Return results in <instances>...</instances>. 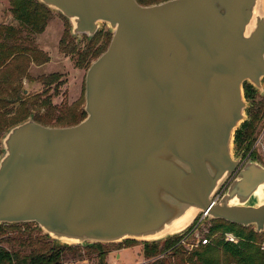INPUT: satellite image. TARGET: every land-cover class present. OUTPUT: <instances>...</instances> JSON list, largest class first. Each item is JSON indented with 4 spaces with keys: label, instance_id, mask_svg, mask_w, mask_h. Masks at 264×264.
I'll return each instance as SVG.
<instances>
[{
    "label": "water",
    "instance_id": "95a60500",
    "mask_svg": "<svg viewBox=\"0 0 264 264\" xmlns=\"http://www.w3.org/2000/svg\"><path fill=\"white\" fill-rule=\"evenodd\" d=\"M38 1L73 37L104 23L112 39L87 71L82 122L29 118L1 138L0 226L80 247L158 243L201 213L264 233V166L233 152L245 84L264 91V0Z\"/></svg>",
    "mask_w": 264,
    "mask_h": 264
},
{
    "label": "rangeland",
    "instance_id": "374dc122",
    "mask_svg": "<svg viewBox=\"0 0 264 264\" xmlns=\"http://www.w3.org/2000/svg\"><path fill=\"white\" fill-rule=\"evenodd\" d=\"M11 9V0H0V128L3 125L7 126L1 132L0 138L11 127L29 118L51 128L71 127L82 122L83 112L85 111L88 68L78 67L75 58L62 50L64 46L61 41L67 42L69 36H72L70 22L60 13L48 9L49 23L45 31L37 35L17 21L12 15ZM98 33L103 35L111 33L109 25L102 23ZM83 40L85 41L82 37L75 40L81 49L84 48L85 44ZM64 44L67 45L68 43ZM25 80L28 83H25ZM13 90L17 92L16 97L20 96L21 99H25L24 106L15 97H12ZM257 93L256 98L258 101L264 98V91L262 94L258 91ZM11 99L16 100L10 103ZM248 101L250 107L251 100ZM24 113H26L25 116ZM247 119H249L248 114ZM0 148L2 151V145ZM233 152L236 159L243 158V154L238 153L235 141ZM244 160L246 162L250 160L257 161L264 166V122L257 133V139L253 147L244 157ZM224 188L225 186L214 197L220 196L217 203L227 192L228 188ZM210 221V219L206 221L205 228L202 230L203 234L212 226ZM22 225L10 227L5 224L0 226V245L8 248L5 241L20 235V231L26 235L32 233L34 238L40 235L48 236L43 231H39V227L34 223ZM49 239L55 244L61 245L50 237ZM261 239L262 241L256 244L260 249L264 242V234ZM126 241H134L135 243L128 244ZM126 241L122 242L123 244H99L104 245L103 251L110 252L107 259L110 254L120 248L129 246H140L144 255L145 245L152 244L135 240ZM218 242L219 240H215V245ZM94 244L98 243H89L88 247H92ZM78 250V253H67L64 258L66 263L64 264L75 262L99 264V258L96 254L89 255L82 248ZM110 263L114 264L113 257L110 258ZM119 264H122V262H119Z\"/></svg>",
    "mask_w": 264,
    "mask_h": 264
},
{
    "label": "trees",
    "instance_id": "16d2710c",
    "mask_svg": "<svg viewBox=\"0 0 264 264\" xmlns=\"http://www.w3.org/2000/svg\"><path fill=\"white\" fill-rule=\"evenodd\" d=\"M165 1L168 0H137L142 6H151ZM11 3V11L16 20L29 29L30 32L39 35L45 31L50 20L47 7L39 3L38 0H11ZM84 39V48L81 49L76 44L75 38L69 36V41H61L64 46L62 50L75 58L78 67L89 69L90 65L107 50L112 34L97 33L92 39L86 36H84ZM8 56L10 57V55ZM244 91L247 101L251 100L250 107L247 109L249 119L242 124L235 135V144L238 153L243 154V160L253 147L257 139V133L264 122V98L258 101L256 98L257 91L249 84H245ZM16 93L12 97H15L24 106L23 100L20 96L16 97ZM25 115L26 113H24ZM84 118H86L85 112H83V120ZM5 127L7 126L3 125L0 128V137ZM1 154L0 148V158ZM211 223L209 236L218 233H232L241 241L238 244L219 241L217 245L201 247L192 253L178 247L168 253L180 240V236H177L163 243L146 244L144 257L153 259L162 256L150 264H264V251L256 246L262 241L261 236L264 233L259 234L252 227L244 228L222 220H212ZM17 225L19 224L7 226ZM38 230L41 231L39 228ZM20 233V235L5 241L8 248L0 245V264H64L66 263L64 260L65 255L67 253H78L80 248L88 252L89 255L96 254L99 258V264H107L106 259L110 252L103 251L104 245L102 244H94L92 247L57 245L48 236L40 235L34 238L32 233L29 235L21 231ZM126 243L132 244L135 242L126 241Z\"/></svg>",
    "mask_w": 264,
    "mask_h": 264
},
{
    "label": "built area",
    "instance_id": "2783aa9c",
    "mask_svg": "<svg viewBox=\"0 0 264 264\" xmlns=\"http://www.w3.org/2000/svg\"><path fill=\"white\" fill-rule=\"evenodd\" d=\"M243 163H246V161L244 160ZM228 184L225 186L224 189L228 187ZM219 197L220 196L213 199L214 204L218 202ZM208 219H210L208 213H201L197 217L193 225L185 233H183L180 236V240L178 241V243L170 251H168V253H170L173 249L178 248V247L183 248L188 253H192L194 250H197L201 247L215 245V240H219L225 243H233V244L239 243V238L233 235L232 233H224V234L218 233L213 236H209L210 228H208V230H206V232L203 234L202 230L205 228V224ZM261 249L264 250V242L261 246ZM161 257L162 256L153 258V259H146L136 264H150ZM71 264H86V263L85 262H75Z\"/></svg>",
    "mask_w": 264,
    "mask_h": 264
},
{
    "label": "crops",
    "instance_id": "0c3cea01",
    "mask_svg": "<svg viewBox=\"0 0 264 264\" xmlns=\"http://www.w3.org/2000/svg\"><path fill=\"white\" fill-rule=\"evenodd\" d=\"M25 83L28 82L25 80ZM6 99L8 100V98ZM111 257L114 258V264H119V262H122V264H127V263L136 264L146 260V258L142 254L140 246H129V247L120 248L118 251L109 255L107 259V264H111L110 263Z\"/></svg>",
    "mask_w": 264,
    "mask_h": 264
},
{
    "label": "flooded vegetation",
    "instance_id": "af4514ba",
    "mask_svg": "<svg viewBox=\"0 0 264 264\" xmlns=\"http://www.w3.org/2000/svg\"><path fill=\"white\" fill-rule=\"evenodd\" d=\"M12 15L14 16V14L12 13ZM14 18H15V16H14ZM16 19V18H15ZM73 37V36H72ZM73 38H75V40L77 39L78 40V38H76V37H73ZM82 38H84V36L82 37ZM12 92V91H11ZM15 95V91L13 90V92H12V96H14ZM23 100V102L25 101V99H22ZM15 101V99H11L10 100V102L12 103V102H14ZM85 112V111H84ZM86 113V112H85ZM35 122H37V123H39V121H36L35 120ZM40 124V123H39ZM42 125V124H41Z\"/></svg>",
    "mask_w": 264,
    "mask_h": 264
}]
</instances>
